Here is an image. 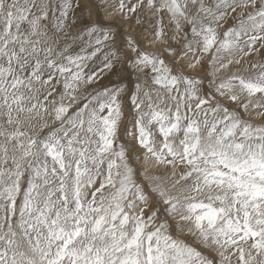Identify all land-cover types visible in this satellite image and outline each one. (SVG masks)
Wrapping results in <instances>:
<instances>
[{"label":"snow or ice","instance_id":"1","mask_svg":"<svg viewBox=\"0 0 264 264\" xmlns=\"http://www.w3.org/2000/svg\"><path fill=\"white\" fill-rule=\"evenodd\" d=\"M0 264H264V0H0Z\"/></svg>","mask_w":264,"mask_h":264}]
</instances>
